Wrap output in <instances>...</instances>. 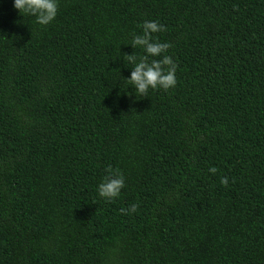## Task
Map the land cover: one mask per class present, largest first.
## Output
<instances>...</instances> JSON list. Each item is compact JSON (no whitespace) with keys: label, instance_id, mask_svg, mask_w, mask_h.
<instances>
[{"label":"trees","instance_id":"16d2710c","mask_svg":"<svg viewBox=\"0 0 264 264\" xmlns=\"http://www.w3.org/2000/svg\"><path fill=\"white\" fill-rule=\"evenodd\" d=\"M57 2L0 0V264H264V0ZM145 21L177 83L139 97Z\"/></svg>","mask_w":264,"mask_h":264},{"label":"clouds","instance_id":"9594fccd","mask_svg":"<svg viewBox=\"0 0 264 264\" xmlns=\"http://www.w3.org/2000/svg\"><path fill=\"white\" fill-rule=\"evenodd\" d=\"M14 8L23 16L35 17L36 23L39 25H48L51 23L58 12L57 0H14ZM143 34L135 35L131 41L134 49H143L145 55L139 58L135 52L131 55L124 53L123 59L128 63L133 64L130 77L125 78L127 85L135 87L136 96H148L149 90L163 89L167 91L175 87L177 80L175 77L177 65L172 60L171 56L163 55L162 59H153L149 62L148 57H158L162 53L167 52L171 47L170 43L154 41L153 33L165 30V26L156 21H145L142 25ZM106 175L102 182L98 185V194L106 201H112L120 196L121 190L125 187V178L122 172L118 169L113 170L109 165ZM213 174L217 172L215 167L209 169ZM221 184L228 186V177L221 178ZM95 202V201H93ZM138 205L132 204L129 208H121L119 211L122 214H130L135 212Z\"/></svg>","mask_w":264,"mask_h":264}]
</instances>
